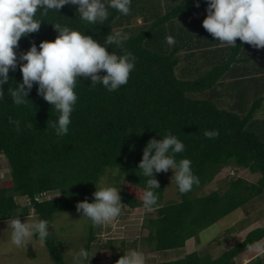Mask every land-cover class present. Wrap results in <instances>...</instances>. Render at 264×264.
<instances>
[{
    "label": "trees",
    "instance_id": "16d2710c",
    "mask_svg": "<svg viewBox=\"0 0 264 264\" xmlns=\"http://www.w3.org/2000/svg\"><path fill=\"white\" fill-rule=\"evenodd\" d=\"M145 1L132 0L128 15L109 9L108 19L99 25L80 19L73 5L47 14L38 12L40 29L19 40L18 54L33 43L39 47L41 41H54L57 25L79 29L100 43L117 31L128 34L121 45L106 49L118 54L129 51L136 57L128 83L109 92L78 77V100L67 135H56L52 125L60 113L37 95L35 84L26 97L29 101L23 105L13 102L10 90L22 80L19 67L9 72L10 83L4 85L0 101V155L10 168L0 180V221L35 215L51 224L55 214L76 210L84 200L92 202L95 185L99 188L105 177L120 186L122 210L126 206L145 212L140 235L121 239L122 252L112 258L114 264L117 257L133 249L178 251L190 240L198 245L202 230L264 198V68L256 64L264 62V48L256 49L238 38L236 47L220 45L201 24L192 27L191 16L202 11L199 6L206 0H166L159 13L150 11ZM168 36L174 37V45L166 42ZM242 64L249 66L240 71ZM169 132L185 146L176 155L177 161L190 159L199 183L188 193L177 189L178 198L165 201L168 181L161 172L155 173L159 189L154 191L159 200L152 214L141 199L149 178L138 170V164L147 142ZM207 133L218 135L209 138ZM224 168L246 169L259 177L252 182L230 174L217 189L201 193ZM49 192L57 195L43 199ZM18 197L28 202L20 204ZM236 229L224 233L225 243L216 239L217 246L225 247L217 248L215 256L212 251L200 255L195 248L158 264H235L239 256L248 258L244 264H264L255 251L264 239V227L250 230L242 240L230 244L228 236ZM48 231L45 248L54 264H65L51 227ZM114 242L99 238L96 225L89 220L84 245L89 257L105 264L108 256L102 259L98 255L107 254Z\"/></svg>",
    "mask_w": 264,
    "mask_h": 264
},
{
    "label": "clouds",
    "instance_id": "9594fccd",
    "mask_svg": "<svg viewBox=\"0 0 264 264\" xmlns=\"http://www.w3.org/2000/svg\"><path fill=\"white\" fill-rule=\"evenodd\" d=\"M131 4L132 0H0V101L5 95L4 85L10 83L9 72L19 67L22 80L10 90L13 102L23 105L29 101L26 97L35 84L37 95L60 113L52 125L56 135H67L78 100L75 92L78 77L90 79L91 86L99 84L109 92L128 83L136 57L129 51L118 54L117 51L106 50L113 44L121 45L128 39V34L117 31L106 42L100 43L79 29L57 25L54 29L58 35L54 41H41L39 47L33 43L27 51L19 54L16 51L18 42L40 29L42 21L37 18L38 12L47 14L59 11L65 5H73L80 19L99 25L108 19L109 9L128 15ZM206 4L202 27L214 40L236 47L238 38L241 43L256 49L264 48V0H206ZM166 42L174 45L175 39L168 36ZM206 135L211 138L218 133ZM184 149L183 142L171 132L163 138L147 142L138 164V170L149 178L141 197L145 209L158 207L159 197L154 189H159V184L154 178L155 173L171 170V182L181 194L190 192L199 183L192 171V161L176 159V155ZM95 187L92 202H79L77 211L95 225L116 220L124 206L120 186L101 177V186ZM18 217L16 215L8 222L11 243L17 248H24L34 237H38L41 246L46 245L50 236L48 229H53L49 221L33 218L21 222ZM255 251L258 255L264 254V247L257 245ZM75 259L76 264H89L88 251L82 248ZM116 264H146V257L142 251L133 249L124 253Z\"/></svg>",
    "mask_w": 264,
    "mask_h": 264
},
{
    "label": "rangeland",
    "instance_id": "374dc122",
    "mask_svg": "<svg viewBox=\"0 0 264 264\" xmlns=\"http://www.w3.org/2000/svg\"><path fill=\"white\" fill-rule=\"evenodd\" d=\"M9 169L10 168L6 159L2 158L0 155V180L7 176L10 171ZM161 173L168 181L163 199L165 201L177 199L178 195L176 185L174 182H171V170L167 173ZM230 174L244 177L252 182H255L259 177L257 174L249 173L246 169H239L235 171L229 168H224L210 184L201 190V193L205 194L217 189L223 184L224 179ZM56 195V193L49 192L43 196V199L51 198ZM16 202L26 204L28 201L26 198L18 197L16 198ZM147 212L154 214L153 209L147 210ZM144 214L145 212L140 208L129 209L125 206L121 215L116 220L102 225H96L97 235L99 238H109L115 241L114 247L106 251L107 254H104L105 252L103 251L98 255V257L102 259L104 257L103 255L108 256L105 264H114L112 258L115 257V254L116 256L119 255L121 251V239L133 240L140 235ZM33 218H36V216L30 215L19 219L21 222H24L26 219L31 220ZM9 221L10 220L0 221V264H54L45 246H41L39 240H36L35 238H33L24 248L15 247L11 243L10 233L8 232ZM88 225L89 220L84 219L82 217V212H78L77 209L67 212H59L54 215L51 223L54 241L62 253L65 264H76L75 258L78 252L82 248L84 249V245L86 243ZM233 227H236L237 229L233 230L228 236V242L230 244H233L234 240H242L250 230L264 227V198L257 199L253 203H250L249 206L239 208L231 212L227 216L202 230L199 233L200 242L197 246L199 248H204L206 252L212 251V254L216 255L219 252L218 249L221 251L224 250L225 247V244L217 246L218 243H216V239H218L221 243H225L227 238L224 239V233ZM257 245L264 247V239L260 240L256 244V247ZM211 246H215L213 250L210 249ZM142 248L143 250L141 251L146 257V264H152L151 262L149 263V261L152 259H158L156 254L149 253L146 247ZM204 249H202V251H204ZM260 255L264 258V254ZM236 260L238 264H241L247 261L248 258H246V256H239ZM103 262V260L96 259L94 256L89 257V264H102Z\"/></svg>",
    "mask_w": 264,
    "mask_h": 264
},
{
    "label": "crops",
    "instance_id": "0c3cea01",
    "mask_svg": "<svg viewBox=\"0 0 264 264\" xmlns=\"http://www.w3.org/2000/svg\"><path fill=\"white\" fill-rule=\"evenodd\" d=\"M168 1V0H167ZM194 1V0H192ZM146 4H148V7H149V10L152 11V12H156V13H159V12H162L164 9H165V6H166V0H147L145 1ZM175 3V2H174ZM178 3V1H177ZM199 7L200 10L202 11H197V12H194V14L191 16L190 20L192 21L193 26L196 25V23L198 24H201L202 25V20L205 18L206 16V11L204 10V8L207 7V4L206 2L203 3L202 5H200ZM203 7V8H202ZM136 22L138 24L141 23V19L140 18H137ZM197 26V25H196ZM220 45H224V43H221ZM240 56V55H239ZM251 63V62H250ZM260 63V64H258ZM257 66L260 67V68H264V62L262 63V61H257L256 62ZM244 65H248V64H244ZM243 64L242 65H239L240 68L239 70L241 71L242 69H244V66ZM252 65V64H250ZM249 66V65H248ZM3 158V157H2ZM197 245L195 244L194 241L190 240L188 241L187 243V246H185L184 248L182 249H178V251H175V250H171V251H160V252H150L149 253H154L156 254V257H158V259L154 260L152 259L151 261H149V263L151 262L152 264H158L160 262H163V261H170V260H174V259H177L179 257H182L184 254L192 251L193 249L197 248L196 247ZM202 249L204 248H197V252L200 254V255H205L207 252L206 250L204 249V251H202ZM257 254V253H256ZM158 255V256H157ZM260 255V254H259ZM215 256V255H214ZM152 257V256H151ZM151 257H148V258H151ZM155 257V255H154ZM153 258V257H152ZM247 258V257H246ZM237 259V258H236ZM235 259V264H238L237 263V260ZM248 261V260H247ZM247 261H245L244 263H246ZM244 263H241V264H244Z\"/></svg>",
    "mask_w": 264,
    "mask_h": 264
}]
</instances>
